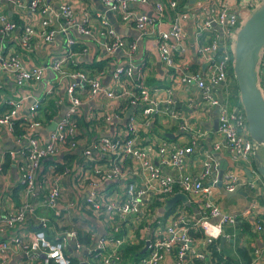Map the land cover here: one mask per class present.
<instances>
[{
	"label": "built area",
	"instance_id": "2783aa9c",
	"mask_svg": "<svg viewBox=\"0 0 264 264\" xmlns=\"http://www.w3.org/2000/svg\"><path fill=\"white\" fill-rule=\"evenodd\" d=\"M4 2L17 17L25 20L20 25L8 15L6 9L0 8V67L12 72L18 87L27 83L38 86L47 76V71H52L56 76L54 88L63 89L58 106L65 104L66 110L53 119L56 121L55 129L48 133L43 142L37 134L43 124L36 117L40 105L53 94L52 87H42L40 95L29 105L30 119L19 134L15 133V121L26 98L6 101L7 110L0 114V127L18 146L17 150H9L8 153L21 158L22 199L15 211L3 212L0 209V230L14 227L36 215L35 199L41 195L43 183L37 178L42 161L47 158L55 160L60 149L80 147L87 161L93 162L96 156H102L106 159V165L95 166V178L91 176L87 179L85 174L75 177L67 166L60 173V176L71 175L77 182L90 186V194L84 199L83 207L92 213L103 229L94 242L91 241L94 233L90 232V242L87 245L82 243L74 228L63 229L60 234L49 238L45 231L47 217L40 215L37 216L38 227L28 238L13 235L0 239V262L9 250L19 249L34 259L38 257L35 251H40L45 254L47 263L52 260L56 264H70L73 256L67 255L66 249L71 237L74 253L79 255L85 251L88 264H162L166 258L171 259L173 264H186L188 261L209 264L207 246L219 241L225 225L235 224L253 213L255 228L258 231L263 229L264 205L251 203L240 213L225 211L208 198L212 189L211 185L204 183V179L214 177L212 184L218 181L215 176L218 175V162L213 151L225 148L233 158L244 161L254 157L255 145L249 134L245 113L241 105L231 104L229 96L234 76L237 32L248 15L264 0H236L235 4L222 0L219 6L211 7L203 19L196 17L193 35L197 54L205 66L204 71L190 66L182 67L176 62V55L180 58L187 52L183 21L190 17L189 12L178 6L177 0H100L104 13L95 15L99 21L96 31L91 29V14L87 10L81 18H77L74 7L66 2L54 6L51 0H0V5ZM132 5L148 6L152 12H137ZM168 13L171 14L169 28L162 29L161 24ZM108 15L116 16L123 25H132L138 37L126 38L115 29ZM72 30L81 37L94 39L97 49L103 52V57L98 61L107 59L119 50L123 52L125 59L110 71L112 85L109 88L101 83L105 70L89 73L73 68L77 62L75 56L79 53L76 49L82 42L70 36ZM57 36L64 37V50L44 63L30 66L23 63L20 53L7 50L4 44L5 40L14 37L15 44L22 50L31 51L34 42L48 44ZM147 37L154 38L158 58L165 70L182 85H194L201 106L205 110L216 111L217 131L222 140L213 142L211 151H203L202 167L197 176L181 170L185 159L195 151L199 139L206 135L205 131L199 129L193 132L186 145L173 143L159 132L153 141H146L142 134L151 128L158 113L180 118L171 89L167 90V97L160 105L152 96L159 88L152 87L151 91L146 88L143 69L146 66L145 55L138 39ZM82 53H87L84 46L79 54ZM138 53L142 60L136 64L133 58ZM258 65V80L264 81V48ZM82 93L88 99L101 97L104 108H110L115 99L126 102L131 109L126 113L124 111V115H121L123 111L116 110L99 111L97 115L104 122L114 121L121 127L112 130L115 132H104L83 142L78 137L77 123L83 104ZM135 107H139L140 111L134 113ZM179 129L186 130V123H180ZM152 154L156 155L157 164L151 159ZM164 168H174L177 174L166 173ZM120 181L124 183L119 188H102L104 183L118 185ZM221 181L226 192H234L239 185L238 176L232 172L223 171ZM175 187L187 196L189 202L191 197L201 198L197 213L191 212L186 208V202H182L165 218L158 216L157 207L165 205L166 199L175 193ZM43 188L46 191L41 195L40 206L52 209L60 216L58 204L63 195L59 183L57 180L53 183L46 180ZM71 207H76L74 200H69L65 205L66 209ZM259 207L260 212L257 211ZM138 229H147L145 255L138 262L127 260L122 263L120 251L133 244L131 239ZM190 231L200 232L201 236L194 237ZM254 253L260 255L258 249Z\"/></svg>",
	"mask_w": 264,
	"mask_h": 264
},
{
	"label": "crops",
	"instance_id": "0c3cea01",
	"mask_svg": "<svg viewBox=\"0 0 264 264\" xmlns=\"http://www.w3.org/2000/svg\"><path fill=\"white\" fill-rule=\"evenodd\" d=\"M53 5H59L63 2L69 3L74 7L77 18H81L83 12L87 10L91 14V29L96 31L99 27L98 18L96 14L104 13V7L101 5L100 0H51ZM167 1V0H164ZM222 0H194L190 2L189 0H177L178 5L190 13V17L183 21V28L186 34V45L187 52L185 55H176V62L178 65L190 66L193 69H200L204 71V63L200 61L197 54V44L194 39V22L196 17L204 18L211 7H216L220 5ZM230 4H235L236 0H226ZM133 9L137 12L145 10L147 13H151L152 9L145 5H132ZM0 8L6 9L8 15L16 19L20 25H23L24 20L17 17V14L8 6L7 3H2ZM171 14L168 13L163 23L161 24L162 29L169 28V19ZM27 18V17H25ZM110 22L115 27L121 30H128V33H122L128 39H136L138 36L134 37L136 30L132 25H123L120 23L118 18L114 15H108ZM117 30V29H116ZM70 36L81 41L84 48L87 49V53L81 52V45L76 49L79 53L76 54V64L74 69L84 70L86 72L94 73L97 68L105 70V74L101 77V83L106 87L112 85L110 74L111 70L115 65L120 64L124 59L122 51H117L113 55L108 56L107 59L101 60L103 66H94L92 62H97L102 56V50L97 49L96 43L93 38L81 37L75 30L70 31ZM14 37L4 41L7 50L20 53L23 63L26 66L33 64H41L48 61L50 58L57 56L60 52L64 50V37L57 36L51 43H33V48L31 51L22 50L14 42ZM139 46L143 50L145 55V80L144 83L146 88L151 91L152 87H158V91L153 93L152 96L156 102L163 105L164 100L167 97V90H172V97L176 101V109L180 113V118L174 119L172 116L166 113H158L155 118L153 125L147 131H143L142 134L146 141H153L154 136L159 132L164 135L167 140L179 145H186L191 140V135L196 130H203L206 135L199 139V143L195 148V151L185 159L184 165L181 172L189 174L191 176H197L202 167L203 151L209 149L211 151V145L213 142H219L222 140L220 133L214 128L216 121V111L214 109L205 110L201 103L199 102L200 96L195 89L194 85L186 87L182 85L176 77L168 73L164 66L161 64L158 53L156 50L154 38H143L138 39ZM134 62L138 64L142 60L140 53L135 55L133 58ZM260 67V66H259ZM262 67V65H261ZM142 69V70H143ZM259 86L264 94V81L260 79ZM56 86V76L52 71H47V76L43 78L40 85H34L32 83H27L22 87L15 85L13 80V74L9 70H4L0 67V114L7 110L6 101L8 99L15 98H26L23 100V105L19 111L18 118L15 121H19L18 125L24 129L26 121L30 119V113L28 111L29 105H31L35 98L40 95L43 90L42 87H52L53 94L49 96L48 100L40 106L38 110L37 119L43 124V128L37 131V134L41 138V141L45 142L48 133L45 129L49 124L56 118L60 113L66 110V105L58 106V98L62 97L63 89ZM81 105V115L85 116L86 120H90V124L93 130L89 127L88 130H83L79 128L78 137L83 141L92 140L101 133L104 132H115L112 130H117L120 125H117L114 121L110 123L104 122L102 117H99V113H105L115 111L118 108L120 101H112V106L110 108H104L101 106L103 99L101 97L95 99H88L86 94L82 93ZM51 104L58 109L57 114L54 118L48 121V115L50 114ZM99 107L101 110H99ZM100 111V112H99ZM99 112V113H98ZM185 122L187 125L186 130H180L179 124ZM153 129V131H152ZM121 130V129H120ZM90 132V133H89ZM167 135V136H166ZM18 146L13 141L10 135L5 134L4 130L0 127V209L3 212L15 211L21 203L22 199V185L20 183L21 174V158L19 155L11 156L9 150H17ZM258 158L253 157L249 161H244L242 159L233 158L230 152L222 148L218 151H213L217 153L218 160L222 162H227L224 173L232 172L238 176L239 185L234 192H226L223 188L222 181L221 185L213 183L214 177H207L204 179V183L211 185V194L208 196L210 200L219 205L223 210L240 213L245 210L251 203H257L259 206L264 205V177L257 172L256 165H264V146L258 147ZM216 158V157H215ZM52 158H47L42 161L41 169L37 175L39 181L43 182L41 185V195L46 191L44 189V182L46 180L53 183L57 180L60 185L63 197L60 199L58 207L61 209V214L56 215L54 210H41V195L35 199L37 209L36 215L30 217L27 221L15 225L11 228H3L0 230V239H7L13 235H22L25 238L31 236L32 231L38 227L37 216L44 215L47 217V227L45 229L46 234L49 238L55 237L60 234L64 229L74 228L77 231H81L82 235H90L93 232V238L91 240L94 242L96 238L103 233V229L99 224V221L92 215V213L83 207V202L86 197L90 194V186L88 183H80L72 178L71 175L60 176V172L55 171L51 162ZM151 159L157 164L156 155L152 154ZM55 160L64 163L71 170V174L75 177H79L83 174L89 179L91 176L96 177L93 170L96 165H106L105 157L96 156V160L93 162L87 161L81 154V148L70 149L68 147L60 149ZM131 161V160H130ZM129 162V161H128ZM64 166V167H65ZM59 170V169H58ZM63 171V170H62ZM164 171L170 174H177V170L174 168H164ZM250 171L251 175H248ZM216 178L218 175H215ZM249 179V180H248ZM252 182V186L250 185ZM124 183V181H123ZM122 181L119 182L118 186H122ZM104 189L112 188V185L104 183L102 187ZM114 188V187H113ZM119 188V187H118ZM179 192L178 187H175V193ZM174 193V194H175ZM173 194V195H174ZM171 195V196H173ZM170 196V197H171ZM169 198V197H168ZM69 200L75 201V208L66 209L65 205ZM201 198L191 197L190 199V210L193 213L199 211L201 205ZM166 203V202H165ZM182 201L176 202V206L181 204ZM187 205V204H186ZM175 206V207H176ZM40 208V209H39ZM44 208V207H43ZM168 208L159 205L157 207L158 216L165 215ZM51 211L54 218L51 220L45 212ZM260 212V207L257 210ZM253 214V213H252ZM249 215L247 217L241 218L235 224H228L224 226L223 236L218 241V247L222 252L224 257H229L234 261V264H264V227L262 230L258 231L255 228V216ZM52 216V217H53ZM165 218V217H164ZM125 229H128L124 227ZM147 234V229H138L131 239L133 246L140 247V250L144 248L145 236ZM220 243V244H219ZM142 246H141V245ZM255 249L260 251V255L254 253ZM138 250V249H137ZM38 254V253H37ZM67 255H72L77 257L80 261H86L85 251H82L79 255L75 254L72 247V240L69 237V245L66 249ZM208 262L211 264L210 257L208 255ZM0 264H48L47 261L38 254L37 259L31 258L23 253L19 249H11L4 256ZM162 264H173L172 260L166 258ZM186 264H199L197 261H188Z\"/></svg>",
	"mask_w": 264,
	"mask_h": 264
},
{
	"label": "water",
	"instance_id": "95a60500",
	"mask_svg": "<svg viewBox=\"0 0 264 264\" xmlns=\"http://www.w3.org/2000/svg\"><path fill=\"white\" fill-rule=\"evenodd\" d=\"M189 1L193 2L194 0ZM116 29L118 32L128 33L127 29L125 31L118 27ZM136 36H138V33L134 34V37ZM263 48L264 2L245 19L237 32L234 44L233 74L237 83L240 104L247 119L249 134L255 145V158H258V147L261 145L264 146V94L259 86L257 76V65ZM55 126L56 121L53 120L46 127L45 132L49 133L55 129ZM214 128L217 129V119ZM213 155L218 160L217 153H213ZM226 165L227 162L219 160L217 166V184L219 185H221V178ZM256 170L264 177V165H256ZM248 175H251L250 171H248ZM178 201L186 202L187 206L190 205L184 193L176 192L173 196L166 199L165 207L170 208ZM147 245L148 242H146V246L139 253H145ZM35 252L41 254L43 258H46L45 254L40 251ZM79 264H88V262L80 261Z\"/></svg>",
	"mask_w": 264,
	"mask_h": 264
},
{
	"label": "trees",
	"instance_id": "16d2710c",
	"mask_svg": "<svg viewBox=\"0 0 264 264\" xmlns=\"http://www.w3.org/2000/svg\"><path fill=\"white\" fill-rule=\"evenodd\" d=\"M178 6L180 7V5H178ZM81 47H83V45H81ZM92 64H94L92 67H94V66L102 67L103 66V62L102 61H97L95 63L93 61ZM258 68H259V65H257V69ZM97 70H101V68H97ZM232 77H233V80H232V84H231V87H230L229 100H230L231 104H233V105H239L240 106L241 104H240V100H239V94H238V88H237L236 79L234 78V76H232ZM42 104L40 106H42ZM40 108L41 107H39V109ZM130 109L131 108L124 101L119 103L118 108H115V110L118 111V112L123 111V112H121V115H124L123 114L124 111L126 113ZM99 110H101L100 107H99ZM50 111L51 112L48 115V121H50L51 118H54V116L58 112V109L55 108V106L53 104H51ZM133 111H134V113L139 112L140 111V108L139 107H135L133 109ZM90 122H91L90 120L88 121V120L85 119V116L84 115H80V116L77 117L78 127L79 128H82L85 131L88 130L89 127L93 130V127L90 124ZM18 123H19V121L16 123V126H15V133L16 134H19V133H21L23 131V129L18 125ZM152 131H153V129H152ZM49 163H52V165L55 166V169L54 170L55 171H58V172L62 171L63 168H64V166H65L64 163H61L60 161L54 160V159H51V162H49ZM113 187H116V185H112V188ZM175 206H176V203L173 206H171L170 208H168L166 210V212H165V215H163L162 217L170 214L175 209ZM191 207L190 206H187L186 208L187 209H190ZM41 210H44L45 211V210H48V209L42 207ZM52 213H51V211H48V212L46 211L44 214L48 215L49 218L51 220H53L54 216H53ZM190 234L192 236H194V237H200L201 236V233L200 232L190 231ZM78 238L85 245H87L90 242V235L89 234H86L85 236H83L81 231H78ZM217 245H218V242H213V243H210L207 246V249H208V252H209V257H210V260H211V264H234V261L232 259H230L229 257H224L223 256L222 252L217 247ZM139 248L140 247H135L133 245H129V246H126V247L122 248V250L120 251L121 252V256H122L121 262L124 263L127 260L134 261V262H138L142 258V256L145 255V253H142V254L139 253ZM48 264H56V263H54L52 260H49ZM70 264H79L78 258L75 257V256L74 257H71L70 258ZM93 264H95V262H93Z\"/></svg>",
	"mask_w": 264,
	"mask_h": 264
}]
</instances>
